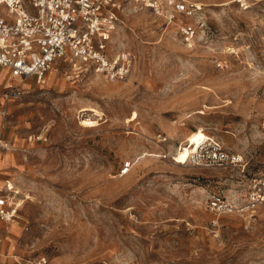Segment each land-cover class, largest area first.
I'll return each instance as SVG.
<instances>
[{"label": "rangeland", "instance_id": "1", "mask_svg": "<svg viewBox=\"0 0 264 264\" xmlns=\"http://www.w3.org/2000/svg\"><path fill=\"white\" fill-rule=\"evenodd\" d=\"M199 1L192 44L121 1L108 55L130 56L122 80L62 60L41 84L16 81L20 100L0 99V194L11 186L20 205L0 222L4 264H264V204L209 209L264 174V0ZM12 82L0 67V94ZM200 137L243 166L184 163L177 149Z\"/></svg>", "mask_w": 264, "mask_h": 264}, {"label": "built area", "instance_id": "2", "mask_svg": "<svg viewBox=\"0 0 264 264\" xmlns=\"http://www.w3.org/2000/svg\"><path fill=\"white\" fill-rule=\"evenodd\" d=\"M121 1L128 0H0V67L8 70L11 79L25 83L35 79L38 84L62 60L92 65L95 72L109 80H122L130 73L132 60L122 53L110 58L108 45L120 22ZM176 26L182 39L192 44L202 28L197 21L204 7L199 0H130ZM208 2L219 0H207ZM245 4L246 0H233ZM22 85L10 84L2 93L5 103L18 101L24 95ZM7 107L1 113L7 115ZM159 142L168 138L158 135ZM166 155L165 157H167ZM178 164L179 159L173 157ZM203 168L243 166L239 155L213 144L206 137L185 162ZM131 163L123 166L126 176ZM11 186L0 194V222L13 221L18 213V192ZM264 204V174L250 181L244 199H227L222 193L209 197V209L217 215L246 214ZM0 264H4L0 256Z\"/></svg>", "mask_w": 264, "mask_h": 264}, {"label": "bare ground", "instance_id": "3", "mask_svg": "<svg viewBox=\"0 0 264 264\" xmlns=\"http://www.w3.org/2000/svg\"><path fill=\"white\" fill-rule=\"evenodd\" d=\"M89 112V111H88ZM87 113V112H86ZM95 115V114H94ZM96 116V115H95ZM92 120H90V121H86V122H84V124H87V123H90ZM206 139V138H205ZM204 139V140H205ZM203 140H202V137H200L199 139H198V141H196V143L190 148V149H188V150H186L185 149V147L182 145L181 147H180V149H177L178 150V156H186V158L188 157V155L193 151V150H196V148H197V146L202 142ZM14 221V220H13ZM12 221V222H13ZM11 222V223H12Z\"/></svg>", "mask_w": 264, "mask_h": 264}, {"label": "crops", "instance_id": "4", "mask_svg": "<svg viewBox=\"0 0 264 264\" xmlns=\"http://www.w3.org/2000/svg\"><path fill=\"white\" fill-rule=\"evenodd\" d=\"M4 70H5L6 72H8V70H6V69H4ZM8 73H9V72H8ZM15 82H16V81H15ZM15 82H12L11 84H14ZM19 82H20V81H19ZM25 83H26V82H25ZM29 84H30V83H29ZM9 85H10V84H9ZM9 85H8V86H9ZM14 85H18V84L15 83ZM22 85H23V84H22ZM5 88H7V86H6ZM5 88H4V90H5ZM0 99L3 100V98H2V94H0ZM3 102H4V100H3ZM5 107H6V106H5ZM5 107H3V108H5ZM7 112H8V109H7ZM7 114H8V113H7ZM0 255H1V254H0Z\"/></svg>", "mask_w": 264, "mask_h": 264}]
</instances>
